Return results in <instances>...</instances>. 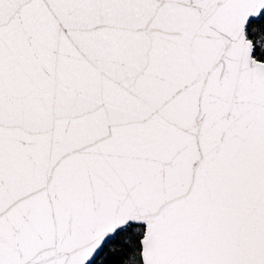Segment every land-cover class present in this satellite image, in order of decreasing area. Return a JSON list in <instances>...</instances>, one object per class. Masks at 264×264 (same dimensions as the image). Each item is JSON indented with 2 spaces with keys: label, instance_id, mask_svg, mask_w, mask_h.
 Segmentation results:
<instances>
[{
  "label": "snow or ice",
  "instance_id": "snow-or-ice-1",
  "mask_svg": "<svg viewBox=\"0 0 264 264\" xmlns=\"http://www.w3.org/2000/svg\"><path fill=\"white\" fill-rule=\"evenodd\" d=\"M0 264H264V0H0Z\"/></svg>",
  "mask_w": 264,
  "mask_h": 264
}]
</instances>
